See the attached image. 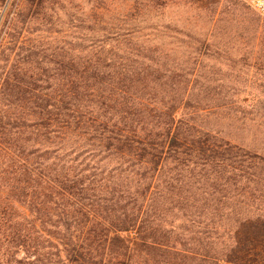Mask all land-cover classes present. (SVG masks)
I'll use <instances>...</instances> for the list:
<instances>
[{"label":"trees","instance_id":"1","mask_svg":"<svg viewBox=\"0 0 264 264\" xmlns=\"http://www.w3.org/2000/svg\"><path fill=\"white\" fill-rule=\"evenodd\" d=\"M156 6L25 0L4 22L0 264H264V148Z\"/></svg>","mask_w":264,"mask_h":264},{"label":"rangeland","instance_id":"2","mask_svg":"<svg viewBox=\"0 0 264 264\" xmlns=\"http://www.w3.org/2000/svg\"><path fill=\"white\" fill-rule=\"evenodd\" d=\"M23 2L25 0H0V35L4 32V22L13 16L15 5ZM157 3V8L146 15L159 24L155 33L186 36L189 43L175 48L178 53L185 51L194 58L199 48L196 40L204 43L198 51L199 64L205 71L219 70V74L210 76L234 88L229 93H221L237 103V122L228 126L229 133L235 134L242 143L264 148V48L248 42L253 33L244 32L247 24L243 23L238 8L242 6L244 11L256 16L261 26L264 20L258 17L248 0H157ZM166 25L170 28H164ZM226 129L223 125V130Z\"/></svg>","mask_w":264,"mask_h":264},{"label":"built area","instance_id":"3","mask_svg":"<svg viewBox=\"0 0 264 264\" xmlns=\"http://www.w3.org/2000/svg\"><path fill=\"white\" fill-rule=\"evenodd\" d=\"M250 7L264 20V0H248Z\"/></svg>","mask_w":264,"mask_h":264}]
</instances>
